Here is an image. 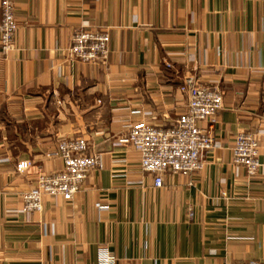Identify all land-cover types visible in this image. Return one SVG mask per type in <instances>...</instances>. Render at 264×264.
<instances>
[{
  "label": "crops",
  "instance_id": "1",
  "mask_svg": "<svg viewBox=\"0 0 264 264\" xmlns=\"http://www.w3.org/2000/svg\"><path fill=\"white\" fill-rule=\"evenodd\" d=\"M16 30L0 55V264H264V0H10ZM108 34L105 60H70L72 33ZM192 76L217 86L208 130L216 147L188 175L160 187L122 143L136 123L169 127ZM258 144L253 177L236 171V133ZM99 154L69 201L41 197L20 210L36 173L60 168L59 140ZM30 165L21 173L17 161Z\"/></svg>",
  "mask_w": 264,
  "mask_h": 264
},
{
  "label": "built area",
  "instance_id": "2",
  "mask_svg": "<svg viewBox=\"0 0 264 264\" xmlns=\"http://www.w3.org/2000/svg\"><path fill=\"white\" fill-rule=\"evenodd\" d=\"M16 30L13 4L10 0H0V55L4 57L12 50V38ZM108 34L105 30L80 29L69 37L66 54L75 62L92 64L105 60L108 53ZM178 91L185 96V108L169 127H156L146 123H136L128 127L122 143L138 156V167L151 175L152 185L160 187L165 172L188 175L202 166L201 154L216 147L208 130L199 127L200 122L211 124L221 109V93L217 86L200 85L194 77L183 78ZM230 161L234 169H242L247 177H253L259 168L258 144L246 132L233 137L229 148ZM55 155L60 168L36 173L34 188L21 193L20 210L39 211L41 197H59L69 201L79 187L86 173L100 165L97 153L88 151L83 138L59 140L55 145ZM7 161L0 158V165ZM30 162L17 161L13 169L24 171ZM97 264H114L110 251L99 246L96 250ZM222 264H259L256 261L223 262Z\"/></svg>",
  "mask_w": 264,
  "mask_h": 264
}]
</instances>
